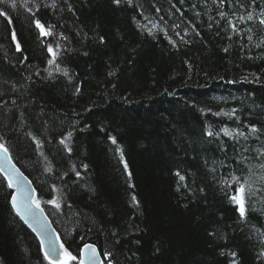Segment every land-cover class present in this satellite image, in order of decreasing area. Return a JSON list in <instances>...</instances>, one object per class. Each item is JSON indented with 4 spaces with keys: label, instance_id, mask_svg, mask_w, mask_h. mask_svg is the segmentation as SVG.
Returning a JSON list of instances; mask_svg holds the SVG:
<instances>
[{
    "label": "trees",
    "instance_id": "1",
    "mask_svg": "<svg viewBox=\"0 0 264 264\" xmlns=\"http://www.w3.org/2000/svg\"><path fill=\"white\" fill-rule=\"evenodd\" d=\"M55 3H0V93L7 102L0 135L64 246L77 255L93 243L120 264H231V252L237 264H264L257 259L264 248V156L255 151L264 145V27L244 20L232 32L217 15L252 12L255 20L264 0L219 8L211 0ZM35 19L54 26L53 34L41 37ZM49 44L60 45L62 71L47 64ZM249 125L259 131L249 134ZM224 127L248 139L206 135ZM29 131L42 141L39 150ZM69 131L71 152L59 143ZM237 154L248 159L237 164ZM249 167L255 175L241 221L229 182ZM10 194L0 174V264H49ZM54 196L59 210L46 203Z\"/></svg>",
    "mask_w": 264,
    "mask_h": 264
},
{
    "label": "snow or ice",
    "instance_id": "2",
    "mask_svg": "<svg viewBox=\"0 0 264 264\" xmlns=\"http://www.w3.org/2000/svg\"><path fill=\"white\" fill-rule=\"evenodd\" d=\"M8 0H0V3H7ZM181 3L184 2V0H180ZM211 2L216 5L218 8L225 3L231 4V0H211ZM113 3L119 5L121 3V0H113ZM128 3L131 4V0H128ZM205 6H207L208 0H204ZM236 3L240 7H244V5L241 3V0H236ZM11 4L13 7H15V0H11ZM251 4H255V0H250L249 7ZM27 6V4H25ZM52 7L56 6L55 0H52ZM196 6L193 5V8ZM28 11H32L31 8L28 9ZM197 16L200 15V13H196ZM217 15L220 17V21H223L228 28L231 29L232 32L239 31L237 24L244 21H258V24L262 27H264V8H261L260 14L258 16H255L254 20V13L247 12L246 15H240L236 16V13L229 14L225 11H218ZM0 16H6V13L3 10H0ZM232 17H235V22ZM209 20H212L213 17L209 16ZM220 21H217L219 23ZM11 23V21H9ZM34 24L36 28L39 30V34L41 37H47L49 35H52V28L54 26L48 25L46 26L41 22L40 19H35ZM153 28H156L157 26L154 24L152 26ZM173 27H179L178 25H174ZM209 28L212 27V24L208 25ZM149 34H152V29H149ZM193 31H195V26H193ZM249 32L252 31L251 28L248 29ZM188 30L185 29L184 35H187ZM197 35H199V32H196ZM62 38L67 39L66 37H63V34H60ZM177 36L180 37V39L183 41L184 37L181 36L179 32L176 33ZM101 41H103V37L100 38ZM251 39V37H249ZM12 40L16 42V34L15 32L12 33ZM187 42V41H185ZM169 43L172 44L174 47L176 46V41L172 40L169 37ZM60 45L56 44L55 48L53 45L49 44L47 45V52L50 54V58L47 60V64L49 65H56V57L58 55L56 49H59ZM16 50L19 52L21 51V45L19 42H16ZM228 49L225 48L224 51H227ZM56 71H62L58 65H56ZM64 71V75H67V71ZM39 74V73H37ZM112 73H110L111 75ZM51 75V72L49 73ZM30 79V77H29ZM80 88L79 86L76 87V92H79ZM12 104L16 105V100H12ZM0 107H4L7 110V102L3 101V93H0ZM216 115H220V113H217ZM230 116L235 115V109L232 110L230 114H227ZM24 114H20V118L23 121ZM237 120H239V117H236ZM47 123V122H45ZM259 130L256 128L255 125H249L247 128V132L249 134L255 135ZM220 133H223L225 136L234 137V136H240L244 137L246 140L248 139V135L244 131H240L239 129H232L229 130L227 127L221 128L219 132H213V131H206V135L209 137L212 136H219ZM27 136L31 137L32 142L36 144L37 149L39 150L42 145V141L38 139L31 131H29ZM72 132L69 131L67 134H65L59 141L60 144L64 145V148L71 152L72 149L68 146V141L71 139ZM109 140L113 144H116L117 141L114 137L109 136ZM116 152H120L121 149L117 147L115 149ZM247 151V149H245ZM259 153V155L264 156V145L261 146V148L256 149ZM247 157L241 156L237 154L236 157V163L242 164L245 160H247ZM0 160L3 162L0 163V174L4 175V178L7 180V186L10 189H15L10 195H11V206L12 209L16 212L18 216L21 217L25 221V223H29L30 220L32 223L30 226L33 227L34 231H38L42 233L43 227L46 225H42L40 228L35 227L36 224H39L40 217H43V209L40 207V200L36 198L35 195V189L31 190V193H29L26 189L30 182L28 181L27 177L24 176L22 172L18 168L15 167L14 164L11 163V156L9 155V149L6 146L4 142V137L0 135ZM121 162H123V156L121 155ZM7 165V166H5ZM125 170H127V164L125 163ZM86 167V165H85ZM261 169H264V164H260L258 166ZM50 169H45V171H49ZM248 175L243 177H237L236 175H231V182H229L230 186L231 183L234 182L235 184V190L231 196H229V200L237 205L236 211L239 214V217L241 221L247 220V214H248V189L251 188V179L252 176L255 175V173L252 172L251 167L248 169ZM77 176H80L79 172H76ZM176 175L179 177V181L183 182L185 180V176L181 175L179 171L176 172ZM261 180H264V174H262L259 177ZM243 179V182L241 180ZM183 187H187V185H182ZM53 190L55 191V187L53 186ZM179 191V186L177 188ZM203 191V189H201ZM254 195V193H253ZM47 204L52 205L55 209L59 210L61 208L60 201L54 196L52 199L46 201ZM131 203L138 205V201L133 195L131 197ZM37 211H39V217L37 216ZM264 212V209L261 210ZM45 220L46 217H43ZM113 236L118 237L119 234L115 231L112 233ZM261 244L264 245V233H261L260 235ZM115 243H119V239L115 241ZM135 243L139 244V241H136ZM59 249V250H58ZM40 250L44 253V259L48 260L49 264H71V262H76V264H120V261L116 258L115 254L110 251L106 250L102 253L98 251L97 246L93 243H83L82 247L79 248L78 254L73 255L67 248H65L64 244L60 242L59 236L56 237V240L54 242L49 241L47 249H45L44 240H41ZM158 250V249H157ZM135 255V253H133ZM221 255H224V253H221ZM231 257L233 258L231 260V264H237L236 261V253L231 252L229 253ZM264 258V248L260 251L257 259Z\"/></svg>",
    "mask_w": 264,
    "mask_h": 264
},
{
    "label": "water",
    "instance_id": "3",
    "mask_svg": "<svg viewBox=\"0 0 264 264\" xmlns=\"http://www.w3.org/2000/svg\"><path fill=\"white\" fill-rule=\"evenodd\" d=\"M3 161L2 160H0V163H2ZM11 163L12 164H14V162L12 161V159H11ZM15 165V164H14ZM5 166H7V165H5ZM15 167L16 168H18L16 165H15ZM19 169V168H18ZM20 170V169H19ZM20 172H22L21 170H20ZM3 177H4V175L3 174H1ZM25 176V175H24ZM5 179V178H4ZM28 179V178H27ZM6 180V179H5ZM28 181L30 182V180L28 179ZM6 182H7V180H6ZM8 183V182H7ZM10 189V188H9ZM32 189H34V187H33V185H32V183L30 182V184L28 185V187H27V191L29 192V193H31V190ZM12 192L13 191H15V189H10ZM35 195H36V193H35ZM10 201H11V197H10ZM10 204H11V202H10ZM12 207V206H11ZM40 207H41V209H43L42 208V206L40 205ZM15 212V211H14ZM16 213V212H15ZM37 216L39 217V211H37ZM17 215V214H16ZM18 216V215H17ZM20 219H21V217L20 216H18ZM43 217H46L47 219L45 220ZM43 217H40V220H39V224H36L35 225V227H37V228H40L42 225H46L45 227H43V229H42V233L41 232H38V231H34L33 230V227L32 226H30V224L32 223V221L30 220V222L29 223H25V221L23 220V219H21L22 220V222L34 233V235L36 236V238L38 239V241H39V245H41V240L43 239L44 240V245H45V249H47V246H48V243H49V241H52V242H54L55 240H56V237L58 236L57 235V232H56V230L54 229V227L52 226V224H51V222H50V220H49V218H48V216L46 215V213H45V211H44V209H43ZM61 242V241H60ZM59 250V249H58ZM42 254H43V256H44V253L42 252ZM48 261V260H47Z\"/></svg>",
    "mask_w": 264,
    "mask_h": 264
},
{
    "label": "bare ground",
    "instance_id": "4",
    "mask_svg": "<svg viewBox=\"0 0 264 264\" xmlns=\"http://www.w3.org/2000/svg\"><path fill=\"white\" fill-rule=\"evenodd\" d=\"M57 50V49H56ZM32 232V231H31ZM33 233V232H32ZM33 235H34V233H33ZM58 235V234H57ZM35 236V235H34ZM59 236V235H58ZM36 237V236H35ZM60 238V237H59ZM37 239V238H36ZM37 241H38V239H37ZM60 241H61V239H60ZM38 243H39V241H38ZM61 243H62V241H61ZM39 247H40V245H39ZM82 247V246H81ZM66 248V247H65ZM41 251V250H40ZM41 253H42V251H41Z\"/></svg>",
    "mask_w": 264,
    "mask_h": 264
},
{
    "label": "rangeland",
    "instance_id": "5",
    "mask_svg": "<svg viewBox=\"0 0 264 264\" xmlns=\"http://www.w3.org/2000/svg\"><path fill=\"white\" fill-rule=\"evenodd\" d=\"M3 177V176H2ZM4 178V177H3Z\"/></svg>",
    "mask_w": 264,
    "mask_h": 264
}]
</instances>
